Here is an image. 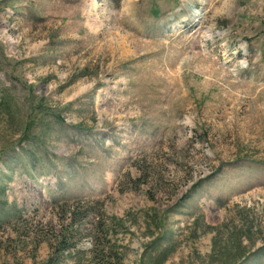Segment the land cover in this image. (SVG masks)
<instances>
[{
  "label": "rangeland",
  "instance_id": "1",
  "mask_svg": "<svg viewBox=\"0 0 264 264\" xmlns=\"http://www.w3.org/2000/svg\"><path fill=\"white\" fill-rule=\"evenodd\" d=\"M0 264H264V0H0Z\"/></svg>",
  "mask_w": 264,
  "mask_h": 264
}]
</instances>
